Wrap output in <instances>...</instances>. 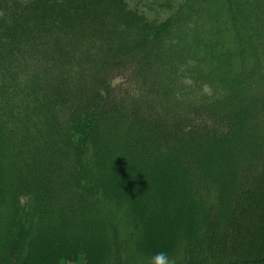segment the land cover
<instances>
[{"label": "trees", "instance_id": "obj_1", "mask_svg": "<svg viewBox=\"0 0 264 264\" xmlns=\"http://www.w3.org/2000/svg\"><path fill=\"white\" fill-rule=\"evenodd\" d=\"M161 251L264 264V0H0V264Z\"/></svg>", "mask_w": 264, "mask_h": 264}, {"label": "clouds", "instance_id": "obj_2", "mask_svg": "<svg viewBox=\"0 0 264 264\" xmlns=\"http://www.w3.org/2000/svg\"><path fill=\"white\" fill-rule=\"evenodd\" d=\"M150 264H174V261L169 258L167 253L161 251L151 257Z\"/></svg>", "mask_w": 264, "mask_h": 264}, {"label": "rangeland", "instance_id": "obj_3", "mask_svg": "<svg viewBox=\"0 0 264 264\" xmlns=\"http://www.w3.org/2000/svg\"><path fill=\"white\" fill-rule=\"evenodd\" d=\"M114 83H117V80H115ZM78 264H79V262H78Z\"/></svg>", "mask_w": 264, "mask_h": 264}]
</instances>
